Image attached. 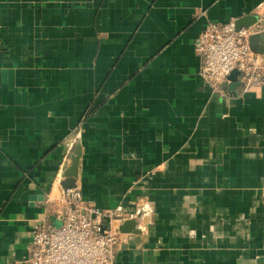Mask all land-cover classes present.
I'll return each instance as SVG.
<instances>
[{
	"label": "crops",
	"instance_id": "obj_1",
	"mask_svg": "<svg viewBox=\"0 0 264 264\" xmlns=\"http://www.w3.org/2000/svg\"><path fill=\"white\" fill-rule=\"evenodd\" d=\"M230 19L264 28V0H0V264L78 144L82 197L142 214L116 264H264V74L223 96L195 52Z\"/></svg>",
	"mask_w": 264,
	"mask_h": 264
},
{
	"label": "built area",
	"instance_id": "obj_2",
	"mask_svg": "<svg viewBox=\"0 0 264 264\" xmlns=\"http://www.w3.org/2000/svg\"><path fill=\"white\" fill-rule=\"evenodd\" d=\"M263 33L261 20L251 27H237L236 20L210 22L197 38L195 52L201 60L200 77L213 92L221 89L233 71L239 73L238 92L258 84L264 74V55L253 52L248 38ZM227 92V91H226ZM57 198H48L51 216L36 220L23 264H116V252L123 242L119 226L136 218V213L121 205L108 210L86 201L81 189H60Z\"/></svg>",
	"mask_w": 264,
	"mask_h": 264
},
{
	"label": "water",
	"instance_id": "obj_3",
	"mask_svg": "<svg viewBox=\"0 0 264 264\" xmlns=\"http://www.w3.org/2000/svg\"><path fill=\"white\" fill-rule=\"evenodd\" d=\"M241 23H242L241 20L239 22L236 21L237 27H239L238 24L241 25ZM248 42H249V47L253 52L260 54V55H264V34L263 33L258 32V33L250 35V37L248 38ZM238 77H239V73L237 71H233L230 74L228 78L230 83L224 82L221 85V89L225 91L224 94L236 97L237 89L239 88ZM80 157H81V147L78 144L74 148L73 153L70 156L69 164L67 165V167L64 169L62 173V180L60 183L62 189H70V188L75 187V182L79 175L78 173H79ZM34 199L35 198H32V200ZM38 200H42V199L38 197ZM141 217H142V214H138L135 219L127 220L123 222L119 226L118 231L122 234H140V231L138 230V224H139L138 220H140ZM49 219L50 221H53L54 225L56 226L60 224V222L54 221L53 216H50Z\"/></svg>",
	"mask_w": 264,
	"mask_h": 264
},
{
	"label": "bare ground",
	"instance_id": "obj_4",
	"mask_svg": "<svg viewBox=\"0 0 264 264\" xmlns=\"http://www.w3.org/2000/svg\"><path fill=\"white\" fill-rule=\"evenodd\" d=\"M58 197V195L56 194V197L55 198H57Z\"/></svg>",
	"mask_w": 264,
	"mask_h": 264
}]
</instances>
